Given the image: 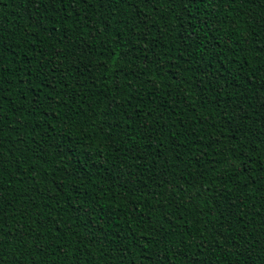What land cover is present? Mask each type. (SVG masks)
I'll list each match as a JSON object with an SVG mask.
<instances>
[{
    "label": "trees",
    "instance_id": "trees-1",
    "mask_svg": "<svg viewBox=\"0 0 264 264\" xmlns=\"http://www.w3.org/2000/svg\"><path fill=\"white\" fill-rule=\"evenodd\" d=\"M186 8L0 0L6 260L264 264V0Z\"/></svg>",
    "mask_w": 264,
    "mask_h": 264
},
{
    "label": "snow or ice",
    "instance_id": "snow-or-ice-1",
    "mask_svg": "<svg viewBox=\"0 0 264 264\" xmlns=\"http://www.w3.org/2000/svg\"><path fill=\"white\" fill-rule=\"evenodd\" d=\"M44 2H48V3H56V2H60V3H64V0H41V3ZM123 2L126 5H130L131 4V0H123ZM140 2L144 3L147 6L150 7H155V4L159 2V0H140ZM167 3H169L170 5L173 3V0H166ZM180 5L185 6V11L187 10L186 6L190 5V4H194L197 3L198 0H178ZM199 2H203V0H199ZM209 3L212 2V0H208ZM219 2H223V0H219ZM230 2L235 3L236 0H230ZM191 35V34H189ZM113 55H115V53H113ZM5 56V47L3 44V40H2V36H0V64H2L3 62V58ZM0 71H2V68H0ZM0 90H2V85H0ZM0 113H2V108H0ZM18 251V249H17ZM0 264H22V260L21 259H12L11 261L6 260V254L3 251V247L0 246ZM29 264H33V262H29Z\"/></svg>",
    "mask_w": 264,
    "mask_h": 264
}]
</instances>
